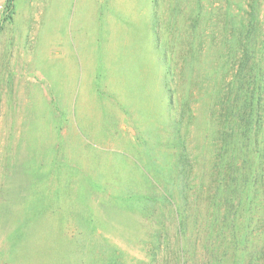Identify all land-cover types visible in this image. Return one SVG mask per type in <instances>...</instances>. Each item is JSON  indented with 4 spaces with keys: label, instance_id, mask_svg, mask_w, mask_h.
Here are the masks:
<instances>
[{
    "label": "rangeland",
    "instance_id": "1",
    "mask_svg": "<svg viewBox=\"0 0 264 264\" xmlns=\"http://www.w3.org/2000/svg\"><path fill=\"white\" fill-rule=\"evenodd\" d=\"M263 235L264 0H0V264H243Z\"/></svg>",
    "mask_w": 264,
    "mask_h": 264
},
{
    "label": "trees",
    "instance_id": "2",
    "mask_svg": "<svg viewBox=\"0 0 264 264\" xmlns=\"http://www.w3.org/2000/svg\"><path fill=\"white\" fill-rule=\"evenodd\" d=\"M9 2H12L13 0H8ZM214 194H219L218 191L214 192ZM215 206V205H214ZM184 214V210H179V213ZM264 236V235H263ZM253 250H250L248 248H244V259L243 264H264V252H262L260 249H255V246H253Z\"/></svg>",
    "mask_w": 264,
    "mask_h": 264
}]
</instances>
